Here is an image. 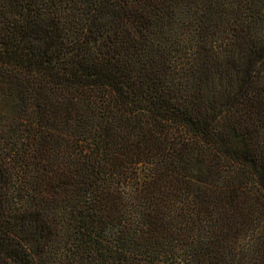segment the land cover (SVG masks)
<instances>
[{"label": "trees", "instance_id": "1", "mask_svg": "<svg viewBox=\"0 0 264 264\" xmlns=\"http://www.w3.org/2000/svg\"><path fill=\"white\" fill-rule=\"evenodd\" d=\"M0 264H264V0H0Z\"/></svg>", "mask_w": 264, "mask_h": 264}]
</instances>
